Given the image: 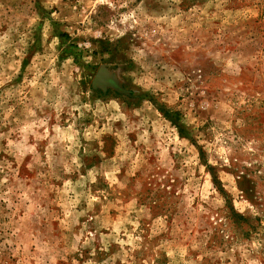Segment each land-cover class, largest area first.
I'll return each mask as SVG.
<instances>
[{"label":"rangeland","instance_id":"374dc122","mask_svg":"<svg viewBox=\"0 0 264 264\" xmlns=\"http://www.w3.org/2000/svg\"><path fill=\"white\" fill-rule=\"evenodd\" d=\"M0 264H264V0H0Z\"/></svg>","mask_w":264,"mask_h":264},{"label":"bare ground","instance_id":"6f19581e","mask_svg":"<svg viewBox=\"0 0 264 264\" xmlns=\"http://www.w3.org/2000/svg\"><path fill=\"white\" fill-rule=\"evenodd\" d=\"M101 76V77H100ZM103 72L100 73L99 77L96 79L97 82H100L101 79L103 80Z\"/></svg>","mask_w":264,"mask_h":264},{"label":"water","instance_id":"95a60500","mask_svg":"<svg viewBox=\"0 0 264 264\" xmlns=\"http://www.w3.org/2000/svg\"><path fill=\"white\" fill-rule=\"evenodd\" d=\"M101 72H103V75L106 76V73H105L103 70H101L100 73H101ZM100 73H99V75H100ZM99 75L97 76V78L99 77ZM100 77H101V76H100ZM97 78H96V79H97ZM96 79H95V80H96Z\"/></svg>","mask_w":264,"mask_h":264}]
</instances>
